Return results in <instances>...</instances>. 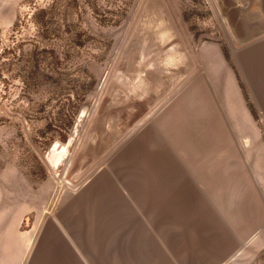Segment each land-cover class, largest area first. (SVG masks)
Instances as JSON below:
<instances>
[{"label": "rangeland", "instance_id": "obj_1", "mask_svg": "<svg viewBox=\"0 0 264 264\" xmlns=\"http://www.w3.org/2000/svg\"><path fill=\"white\" fill-rule=\"evenodd\" d=\"M8 7L13 26L0 28V264H36L54 240L75 246L69 235L108 228L111 215L124 214L121 202L129 218L154 214L155 192L148 203L124 188L157 165L151 128L161 116L171 120L200 44L227 46L232 28L264 18L252 0H5ZM227 189L231 205L245 208L246 238L225 264H264V192ZM247 214L262 215L251 232Z\"/></svg>", "mask_w": 264, "mask_h": 264}, {"label": "crops", "instance_id": "obj_2", "mask_svg": "<svg viewBox=\"0 0 264 264\" xmlns=\"http://www.w3.org/2000/svg\"><path fill=\"white\" fill-rule=\"evenodd\" d=\"M252 6L254 15L264 18V0H252ZM14 17L0 0V28H11ZM232 29L227 46L219 41L199 45L196 72L187 91L174 98L171 120L158 118L156 130L166 141L151 128L156 167L146 164L138 178L126 180V192L140 190L142 202L155 192L154 214L143 221L129 218V204L121 202L124 214L111 215L108 228L69 235L75 246L68 238L60 245L54 240L36 264H225L244 244L245 208L233 206L224 194L230 186L242 194L264 192V20L253 28ZM255 200L259 205L258 196ZM247 216L251 232L262 215Z\"/></svg>", "mask_w": 264, "mask_h": 264}, {"label": "trees", "instance_id": "obj_3", "mask_svg": "<svg viewBox=\"0 0 264 264\" xmlns=\"http://www.w3.org/2000/svg\"><path fill=\"white\" fill-rule=\"evenodd\" d=\"M224 53H225V56H226L227 60L230 61V55H229L228 50H227L226 47H224ZM241 86H242V89L244 90V94H245L246 98L248 99L247 92H246V90H245V88H244L242 83H241ZM248 104H249V107H250V110H251L252 114L257 118V113H256L255 108L253 107V105L250 102Z\"/></svg>", "mask_w": 264, "mask_h": 264}, {"label": "bare ground", "instance_id": "obj_4", "mask_svg": "<svg viewBox=\"0 0 264 264\" xmlns=\"http://www.w3.org/2000/svg\"><path fill=\"white\" fill-rule=\"evenodd\" d=\"M65 146H66V145H65ZM54 147H56V146H54ZM55 149H56V148H55ZM63 149H65V148H63ZM53 150H54V148H53ZM54 151H55V150H54ZM52 152H53V151H52ZM53 154H54V153H53ZM60 154H61V153H60ZM49 157H50V156H49ZM45 158H46V157H45ZM48 161H49V160H48ZM60 161H61V160H60ZM58 163H59V161H58ZM58 163H57V164H58ZM59 164H60V163H59ZM55 165H56V164H55ZM56 167H58V166H56ZM56 167H55V168H56ZM58 182H59V181H58ZM66 183H67V182H66ZM57 184H58V183H57ZM63 184H64V183H63ZM63 184H62V186H63ZM68 186H69V185H68ZM59 187H60V186H59ZM63 187H64V186H63ZM70 187H71V186H70ZM67 188H68V187H67ZM75 188H76V187H75ZM62 189H63V188H62ZM68 189H69V188H68ZM72 189H73V188H72ZM60 190H61V189H60ZM66 190H67V189H66ZM64 191H65V189H64ZM71 191H72V190H71ZM59 192H60V191H59ZM61 194H63V193H61ZM56 197H57V196H56ZM61 197H62V195H61ZM56 199H57V198H56ZM53 201H54V199H53ZM57 202H58V201H57ZM52 204H53V203H52ZM53 207H54V206H53ZM51 208H52V207H51ZM51 208H50V209H51ZM52 209H53V208H52ZM52 209H51V210H52ZM54 210H55V209H54ZM54 210H53V212H54ZM50 212H51V211H50ZM46 213H47V212H46ZM48 213H49V212H48ZM54 213H55V212H54ZM51 214H52V213H51ZM44 217H45V216H44ZM31 241H33V240H31Z\"/></svg>", "mask_w": 264, "mask_h": 264}]
</instances>
